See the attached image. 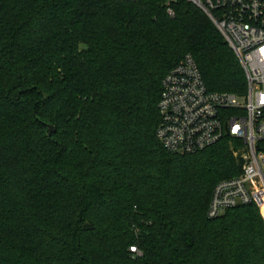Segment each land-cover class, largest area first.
Here are the masks:
<instances>
[{"label":"trees","instance_id":"1","mask_svg":"<svg viewBox=\"0 0 264 264\" xmlns=\"http://www.w3.org/2000/svg\"><path fill=\"white\" fill-rule=\"evenodd\" d=\"M173 10L0 0V264H264L255 205L207 217L241 173L231 139L180 155L156 137L162 80L186 55L209 91L246 92L208 16Z\"/></svg>","mask_w":264,"mask_h":264},{"label":"built area","instance_id":"2","mask_svg":"<svg viewBox=\"0 0 264 264\" xmlns=\"http://www.w3.org/2000/svg\"><path fill=\"white\" fill-rule=\"evenodd\" d=\"M132 1V0H127ZM165 0L174 17L173 4ZM204 12L239 59L246 92H212L190 55L168 71L158 101L160 121L156 137L163 148L180 155L202 152L225 137L246 150L241 173L219 181L211 194L207 217L255 205L264 219V0H183ZM130 252L138 254L136 247Z\"/></svg>","mask_w":264,"mask_h":264},{"label":"rangeland","instance_id":"3","mask_svg":"<svg viewBox=\"0 0 264 264\" xmlns=\"http://www.w3.org/2000/svg\"><path fill=\"white\" fill-rule=\"evenodd\" d=\"M228 146H229L230 150L232 151L234 157H238V156H240V154L244 155L246 153L245 147L237 140L231 139L228 142ZM234 177H236V176H234ZM259 213H260V211H259Z\"/></svg>","mask_w":264,"mask_h":264},{"label":"water","instance_id":"4","mask_svg":"<svg viewBox=\"0 0 264 264\" xmlns=\"http://www.w3.org/2000/svg\"><path fill=\"white\" fill-rule=\"evenodd\" d=\"M48 131H49V133H52V132H54V131H55V128H54V126H52V125H49V127H48Z\"/></svg>","mask_w":264,"mask_h":264}]
</instances>
